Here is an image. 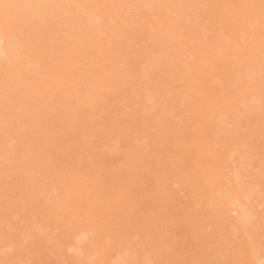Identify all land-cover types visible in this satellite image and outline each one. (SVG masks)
Masks as SVG:
<instances>
[{"label":"bare ground","instance_id":"6f19581e","mask_svg":"<svg viewBox=\"0 0 264 264\" xmlns=\"http://www.w3.org/2000/svg\"><path fill=\"white\" fill-rule=\"evenodd\" d=\"M263 60L264 0H0V264L259 259Z\"/></svg>","mask_w":264,"mask_h":264},{"label":"rangeland","instance_id":"374dc122","mask_svg":"<svg viewBox=\"0 0 264 264\" xmlns=\"http://www.w3.org/2000/svg\"><path fill=\"white\" fill-rule=\"evenodd\" d=\"M149 29V28H148ZM148 31V33H149V30H147ZM153 32H151V30H150V34L149 35H151ZM147 33H145V36H148V35H146ZM152 37V35L150 36V37H148V39H150ZM139 55H142V53H140ZM264 61V60H263ZM132 96V97H131ZM133 98V95H130V94H127V96L125 97V102H123L122 103V105L120 106V109H122V106L125 104L126 105V103H129L130 101H131V99ZM98 132V131H97ZM116 144V143H115ZM223 152L225 153L224 154V156H229L228 158H229V160H228V164H227V166H225V167H223L222 168V173L224 174V176L226 177L227 176V178L229 179V182L231 183V184H233V183H235V184H233L232 186L233 187H237V182H238V171H237V167H236V163H235V155H231V154H229L228 152H225V149H223ZM115 153H117V152H115ZM114 154V153H113ZM62 157V155L60 156V158ZM113 157V156H112ZM252 165H255L253 162H252ZM233 180H235L234 182H233ZM235 185V186H234ZM171 188H172V191H174L175 192V194H176V196L179 198V200L180 201H184L182 204L183 205H188L187 207L188 208H190L191 207V209H189V211L191 210V212L192 211H194V209H195V211H198V209H199V211H200V208L202 207L203 209H204V207H206L203 203H200V202H192L193 200L191 199V197H189V199H188V201H187V196H188V193H187V191L185 190V189H183L178 183H175V182H171ZM249 199V200H248ZM237 200V201H236ZM249 201V202H247V201ZM254 201V202H253ZM256 201V199H253L252 197H245L244 199L243 198H241V201H240V198L239 199H235V201L233 200L232 201V203L234 204V202H236L234 205L233 204H231V207L230 206H227L228 207V209H230V212H228L230 215H228L229 217L230 216H232V218H231V220H234V217H236V216H239V215H237L240 211H238L239 210V208H240V206H241V203H243V205L242 206H244V205H247L248 203H252V204H250V205H252V207L255 209H253L254 211H259L258 213L257 212H255L256 213V215L257 214H259V215H257V219L255 218L256 217V215L254 216V218H253V221H255V219L256 220H258V217H260V215H262V213L264 212V206L263 205H261V203H259V201H257V202H255ZM186 202V203H185ZM179 202H177V203H174V205H171L170 207H172V208H170L169 207V209L173 212V213H175V215L177 216V215H179L180 214V211L179 210H175V209H177V207H178V209H181V207H179V204H178ZM231 203V202H230ZM230 203H228L227 205H230ZM239 203V204H238ZM257 204H260V206L259 205H257ZM177 205V207L176 208H174V206H176ZM233 205V206H232ZM249 205V204H248ZM201 206V207H200ZM239 206V207H238ZM255 206V207H254ZM262 206V207H261ZM230 207V208H229ZM233 207V208H232ZM259 207V208H258ZM203 209H201V211L203 210ZM234 209V210H233ZM205 210V209H204ZM240 210H242L241 208H240ZM198 211V212H199ZM200 211V212H201ZM206 211V210H205ZM238 212V213H237ZM194 213V212H193ZM202 213H204L203 211H202ZM196 214V212L194 213V215ZM198 215V214H197ZM197 215H195V216H197ZM199 216H202V215H200V213H199ZM227 216V220H229L230 218ZM198 217V216H197ZM238 218V217H237ZM13 220H15V221H19V218L16 216V215H14L13 216ZM231 220H229V224H230V221ZM235 221V220H234ZM225 222V221H224ZM227 222V223H226ZM225 223H222V225H228V221H226ZM232 222V221H231ZM51 230H52V228H51ZM207 230H210L209 229V227H208V229ZM50 231V229L49 230H47L46 231V235H44V236H46V240L48 239V242L50 241V239H51V237H50V233H51V231H50V235L48 234V232ZM87 233V232H86ZM45 234V233H44ZM81 233H79V235H80ZM85 233H83L81 236H80V240L81 241H83V245L79 242V240L77 241V238L79 237L78 235H74V238L76 239V242H78V244L74 241V240H70V242L68 243V242H65V243H59L58 244V247H60L61 246V248H60V250L62 251L63 250V248H64V252H62V253H65V254H67L68 252V255L72 252L71 250L72 249H75L76 247H77V245H78V247L77 248H79V247H81V246H85V241H87V240H84V239H87L88 238V236H89V238H90V233L88 234L87 233V235L85 236L84 235ZM44 236H43V238H44ZM84 237H86V238H84ZM50 238V239H49ZM88 238V239H89ZM35 240L37 239L36 237L34 238ZM72 239H73V237H72ZM79 239V238H78ZM72 241H74L73 243H75V246L74 245H70V244H72ZM51 242V241H50ZM49 242V243H50ZM66 243H68L67 245H66ZM81 244V245H80ZM17 246L15 247V245H14V247H10L9 245L8 246H3V248H1V252L7 257V259H9L8 261H9V263H5V264H11L10 262H14V263H16V264H19V261H20V264L23 262V264H26L27 262H24V261H27L26 259H23L22 261L21 260H19L20 258H21V256H20V254L18 253L19 251H22L21 253H23L24 251H25V245H26V243L24 244V246H23V244H20L19 243V245L21 246L22 245V247H20L18 244H16ZM60 245V246H59ZM67 247H66V246ZM68 245H70V246H68ZM63 246V247H62ZM17 247H19V248H17ZM24 247V248H23ZM72 247H75V248H72ZM8 248L9 249H11L10 251L8 250ZM21 248V249H20ZM65 248H66V250H65ZM76 248V249H77ZM82 248V247H81ZM19 249V250H18ZM23 249H24V251H23ZM69 251H68V250ZM71 249V250H70ZM5 250V251H4ZM18 251V252H17ZM76 251V250H75ZM77 252H79L78 250H77ZM77 252H75V253H77ZM17 253H18V255H17ZM59 253H61V252H59ZM74 253V250H73V252L71 253L72 255L73 254H75ZM9 254L11 255V259H10V256H9ZM70 254V255H71ZM239 254V253H238ZM77 255V254H76ZM75 255V256H76ZM240 255V254H239ZM18 256L20 257L19 259H18ZM74 256V255H73ZM72 256V257H73ZM112 257H114L113 255H111ZM110 256V257H111ZM9 257V258H8ZM109 257V258H110ZM111 257V258H112ZM17 258V259H16ZM74 258V257H73ZM39 263H43V261L42 260H40V262ZM248 264H264V253L261 255V257L259 258V259H255V258H253V259H250L249 260V262H248Z\"/></svg>","mask_w":264,"mask_h":264}]
</instances>
